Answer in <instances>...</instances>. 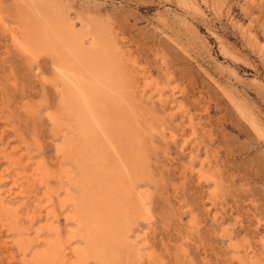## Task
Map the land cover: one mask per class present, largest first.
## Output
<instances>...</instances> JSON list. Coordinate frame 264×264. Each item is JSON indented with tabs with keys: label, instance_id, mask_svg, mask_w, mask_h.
<instances>
[{
	"label": "rangeland",
	"instance_id": "obj_1",
	"mask_svg": "<svg viewBox=\"0 0 264 264\" xmlns=\"http://www.w3.org/2000/svg\"><path fill=\"white\" fill-rule=\"evenodd\" d=\"M48 1L87 53L105 58L106 71L117 67L126 93L111 100L128 112H111L127 126H109L119 156L106 166L116 176L120 163L130 168L148 215L119 239L109 224H76L75 201L92 188L105 197L88 183L98 171L88 155L108 139L73 106L61 52L25 30L31 4L0 0V264H40L55 243L66 245V264H97L91 248L121 246L125 264H264V0ZM74 74L101 104L91 73Z\"/></svg>",
	"mask_w": 264,
	"mask_h": 264
},
{
	"label": "bare ground",
	"instance_id": "obj_2",
	"mask_svg": "<svg viewBox=\"0 0 264 264\" xmlns=\"http://www.w3.org/2000/svg\"><path fill=\"white\" fill-rule=\"evenodd\" d=\"M24 1H26L29 4H31V7H32V13L29 11L30 12L28 14L29 16L26 17L27 18V22L25 24V26H26L25 27V30L26 31L28 30L29 32H31L32 35H34L37 38V40H38L37 41L38 42L37 44H40V45L45 44V45L49 46V48L51 47L55 51H60L61 52L62 56H64L65 65L64 66L63 65L57 66V69H58V72H60L61 77L64 78V80L67 83V85H70V87H71L70 89L72 90V92H74L73 98H74V100H76V102L74 101L75 103H73V101H72L71 103H73V106H74V104L77 103L78 107L80 106L81 108H83V110L85 112H88L87 114L92 119V125H93L92 127H93V132L94 133H96V134L102 133L108 139L106 141L107 144L106 145H103L101 147L97 146L98 149L95 148L93 150L92 145H91L90 152H89L90 155H88L90 157L89 161L91 162V165H93L94 168H96V166H97V169H98L97 176L93 173L94 176H96V177L95 178H89L88 183H90L91 186H93L96 183L100 184V187L102 186L101 187V190H100V193H103L105 195V197L101 198L100 196H97L98 191H96L95 188H92L91 190H89L87 193L84 194V196L80 199V201H75V209H76V212H75L76 214H75V217H74L75 222L79 226V228H85V225H87V224L86 223L84 224V221H87V223L88 222H91L94 225H97V224L100 225L101 224V225H103V227H106V225L108 226V224H109V225H111V227L112 226L115 227V233H113V235H114L115 239H119L126 232L125 231V225L127 224V222L128 223H129V221L136 222L138 219L147 220L148 211L146 210L145 207H146L147 202H148V196L146 194H141L140 193L141 195L139 194L140 195L139 197L134 198L137 195L136 196L134 195L133 187L131 185V176H132V173L130 171V168H128L126 164H122V163L119 164V167L118 168H121L122 169V171H121L122 174H119V176H116V174H115L116 171L112 170V168L111 169H108L107 166H106V163L110 165V163L107 162V158L109 159V154L110 153L116 154L117 156H119V152H118L116 146L109 139V134H110L109 133L110 131L108 132L109 126H112V124H114V126L117 125L118 128L121 130V132L127 126V123H126V120L125 119H123L122 123H121V121L117 123V120H119V119L113 118V114L111 112L112 109H114L116 107H119L118 108V110H119L118 113L121 112V115H125V117H126L127 112H128L127 108L124 107V106L122 107V105H121V103H119V101H118V103H116V102H112V100H111L112 94L114 92L119 93V97H121V98L123 96H125L124 94L126 93V90L120 85V82H119L118 78L113 74V73H116V68L117 67L116 68L115 67H112V70L106 71L105 70V67L103 65L105 58L99 57V56L98 57H94L92 54L87 53L86 50H84L82 38H80V33L79 32H75V30H73V27L66 20V17L64 16L63 10H61V6L60 5L51 4L50 3L51 1L49 2L48 0H24ZM22 3H23V1H22ZM90 34H92L94 36L93 48H92L93 51L94 52L101 51V49L103 47L101 40L97 37V35L95 33H90ZM31 39H33V38H31ZM68 66L72 67V69L68 68ZM55 70H56V68H55ZM74 70H76V71H79L80 70V71H83V72L86 71L87 74H88V72L91 73V74L88 75L90 77V79H91L90 83H92L94 86L99 87L100 89H102L101 92L104 93L103 99L101 100V104H99V105L97 104L98 106H96V104L94 105V103L92 101V98L90 96L91 92L90 93L87 92V88H86L87 86L85 87L84 82L81 81V79H80L82 77H80V75L79 76L75 75L76 73L74 74ZM96 92H99V91H96ZM99 98H102V97H99ZM115 98H116V96H115ZM115 100L116 99H114V101ZM121 100H122V102L124 101L123 99H121ZM125 101L127 102V100H125ZM69 103L67 102L68 105H69ZM119 105H121V107ZM69 106H72V104L69 105ZM127 106L129 107V105H127ZM115 111H113V113ZM62 114L64 115V113H62ZM69 114H71V113H69ZM66 115L67 114H65V116ZM84 115H86V113ZM83 117L85 118V116H83ZM87 120H88V118H87ZM139 120H140V118H139ZM72 124H73V122H72ZM85 124H87L86 123V119H85ZM71 127H72V125H71ZM114 129H116V128L114 127ZM128 130H130V129L128 128ZM89 132H91V131H89ZM128 132L130 133V131H128ZM132 133L134 134V131H132ZM132 133H130L131 136L133 135ZM96 134L95 135H90L89 142L92 140L91 143H93V141L95 140ZM114 136L115 135L113 134V138H114ZM134 136H136V135H134ZM104 139L105 138H103V140ZM120 140H121V138H120ZM97 141H98V138H97ZM100 142L102 143V140ZM131 142H133V141H131ZM138 144L139 143H137V145ZM94 145H96V144H94ZM100 145H102V144H100ZM126 145H128V144H126ZM126 145H124L123 147H126ZM137 145H136V148L139 147ZM130 146H129V148H130ZM126 150L124 149V151L128 153L129 151H126ZM75 153H76V151H75ZM83 154H85V153H83ZM121 154L124 155L123 152ZM64 155H66V154H64ZM81 155H80V157H81ZM125 155H126V153H125ZM85 156L87 157L86 154H85ZM128 157H129V155H128ZM86 159H88V158H86ZM110 159H112V157ZM114 160H112V161H114ZM87 162H88V160H87ZM82 164L83 165L84 164L87 165L86 163H82ZM82 164H80V166ZM115 165L117 166L116 163H115ZM118 168H117V170H118ZM141 168H142V166H141ZM84 169H86V168H84ZM137 171H138V169H137ZM90 172H91V170H90ZM92 177H93V175H92ZM135 177H136V175H134V179H135ZM71 178H73V177H71ZM113 178H116L118 181L120 180L121 181V182H119L120 184L119 185H114V187L109 188V189L108 188L107 189H104V187L107 186V183L111 179H113ZM72 181H74V180H72ZM134 181H136V179ZM72 184H74V183L72 182ZM108 185H110V184H108ZM97 187H99V186H97ZM109 192H110V195H109ZM139 192H140V190H139ZM112 193L114 195H112ZM77 194L79 195V193H77ZM72 199H74V198H72ZM72 199H70V200H72ZM133 199H135V200H133ZM126 200L127 201H130V202L126 203V206L123 207L124 202H126ZM71 207H72V205H71ZM104 231L106 232V230H104ZM88 232L90 233V231H88ZM94 233H96V232H94ZM81 234L82 233H80V235ZM97 234H98V232H97ZM101 234H98V235L101 236ZM103 239H105V238H103ZM108 240H109V238H107L106 242ZM127 242H129V241H127ZM87 243L89 244V242H87ZM120 243H121V241H120ZM124 243H126V242H124ZM91 244H92V247H93V243H91ZM94 244H96V243H94ZM111 244H114V243L112 242ZM131 244L132 243H129V246H131ZM64 246H66V245H64ZM64 246H62L59 243H55L53 245L52 249L50 250V252L46 253V255L40 260V264H66L67 263L66 262L67 261L66 260L67 255L65 254V251H67V250L65 249ZM75 246H78V245H75ZM99 248L100 247H98V248L96 247V250L95 249L93 250L92 248H91V250H89V251L93 252L92 253L93 254V258L95 259V261L98 262L97 264H116V263L119 264L123 260V258H127L126 256L124 257V254L127 255V253H125L124 250H122L123 249L122 246H121V249L120 250H117V251L111 250L109 248H108L109 250L108 249H104V248H102V249H99ZM111 248H113V247H111ZM126 250H128V249L126 248ZM75 251L77 252V254H78L79 257L82 256L83 254L85 256V253H83L82 250L76 249ZM129 253H131V252H129ZM70 254H71V252H70ZM84 256H83V258L86 257V256L85 257ZM129 256H130V254H129ZM135 256H134V258H135ZM136 259H134V260H136ZM117 261H120V262H117ZM122 262L124 263V261H122ZM125 263H126V261H125ZM127 264H130V263H127Z\"/></svg>",
	"mask_w": 264,
	"mask_h": 264
}]
</instances>
